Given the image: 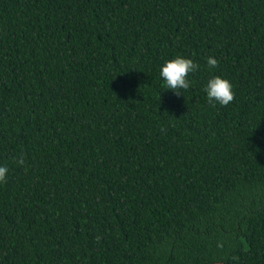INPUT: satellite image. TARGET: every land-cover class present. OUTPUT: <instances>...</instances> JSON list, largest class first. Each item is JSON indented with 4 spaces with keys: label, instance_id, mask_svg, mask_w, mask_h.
I'll use <instances>...</instances> for the list:
<instances>
[{
    "label": "trees",
    "instance_id": "16d2710c",
    "mask_svg": "<svg viewBox=\"0 0 264 264\" xmlns=\"http://www.w3.org/2000/svg\"><path fill=\"white\" fill-rule=\"evenodd\" d=\"M0 165V264H264V0H0Z\"/></svg>",
    "mask_w": 264,
    "mask_h": 264
},
{
    "label": "clouds",
    "instance_id": "9594fccd",
    "mask_svg": "<svg viewBox=\"0 0 264 264\" xmlns=\"http://www.w3.org/2000/svg\"><path fill=\"white\" fill-rule=\"evenodd\" d=\"M207 65L210 69L218 67V61L215 58L209 57ZM200 65L191 59L176 56L174 59L165 61L159 70V75L163 80L166 89L172 91L175 95L180 96L179 89L187 90L190 87L188 75L199 69ZM207 100L210 104L218 103L222 106H227L234 100V92L232 84L224 78L213 76L204 87ZM23 156H19L16 160L18 165L24 164ZM8 167L0 165V183H6ZM100 238L97 237V240ZM223 243L217 244L218 248H223Z\"/></svg>",
    "mask_w": 264,
    "mask_h": 264
}]
</instances>
